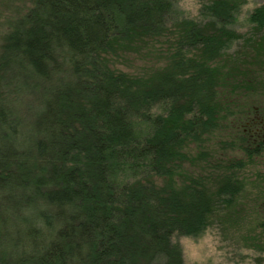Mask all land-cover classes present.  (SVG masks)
Instances as JSON below:
<instances>
[{
    "label": "trees",
    "instance_id": "16d2710c",
    "mask_svg": "<svg viewBox=\"0 0 264 264\" xmlns=\"http://www.w3.org/2000/svg\"><path fill=\"white\" fill-rule=\"evenodd\" d=\"M243 5L201 0L190 18L178 0H0L14 12L0 20V264H187L179 239L238 220V173L260 161L264 185L249 78L264 4L247 43ZM243 43L254 62L223 66ZM143 46L167 53L163 70L115 66Z\"/></svg>",
    "mask_w": 264,
    "mask_h": 264
},
{
    "label": "rangeland",
    "instance_id": "374dc122",
    "mask_svg": "<svg viewBox=\"0 0 264 264\" xmlns=\"http://www.w3.org/2000/svg\"><path fill=\"white\" fill-rule=\"evenodd\" d=\"M200 1L201 0H178V7L185 13V16L190 18H197L200 15ZM244 5L240 12L239 23L237 29L240 32L241 43L246 42L254 32L253 29H249L246 17L257 6L264 4V0H242ZM14 17L12 9H0V20L8 22ZM5 23V25H7ZM262 43H256L257 45L264 44L263 38L259 36ZM239 42V43H240ZM247 43V42H246ZM251 46V45H250ZM245 47V43L239 44L238 48H234L225 57L222 65L230 69L229 64L236 62L238 65H244L250 62H254L259 55L254 47ZM143 50L128 52L121 54L117 60H115V66L130 75H153L160 72L166 66L167 53L164 50L154 49L153 47L143 46ZM257 48V47H256ZM235 50L241 52V55L237 57L232 55ZM158 51V52H157ZM254 59H251V56ZM262 61L258 62L255 72L249 75V78L253 77V85L251 95L254 99H262L264 97V50L261 53ZM227 63V64H225ZM152 73V74H151ZM226 76L225 74L223 77ZM228 81V79H226ZM221 92V91H220ZM221 96H223L221 94ZM214 138L212 142L215 141ZM203 146L207 158L211 157L210 161L217 159V148L213 152L209 148L213 143ZM196 153V151H195ZM200 153V161H194V163L188 165L187 171L190 175L195 177L200 173L201 169L205 170V167L209 166V162L204 164V159ZM257 171L243 170L242 174L238 173L244 186H239L238 189H242L239 194L238 202L234 207V211L231 214L237 216L238 220L231 219L229 214L222 213L219 219L213 218L211 227L199 237H187L178 240L183 254L184 260L187 264H264V251H260L261 247H264V231L259 228V224L263 223L257 212H260V204L262 202L264 185L263 181L258 177V171L262 168L260 161H254Z\"/></svg>",
    "mask_w": 264,
    "mask_h": 264
},
{
    "label": "flooded vegetation",
    "instance_id": "af4514ba",
    "mask_svg": "<svg viewBox=\"0 0 264 264\" xmlns=\"http://www.w3.org/2000/svg\"><path fill=\"white\" fill-rule=\"evenodd\" d=\"M264 99V98H263ZM263 99L260 100L261 106L256 108V118L260 120L261 126L255 130V135L261 136L264 139V105Z\"/></svg>",
    "mask_w": 264,
    "mask_h": 264
}]
</instances>
